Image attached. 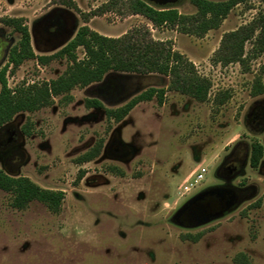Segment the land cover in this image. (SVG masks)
Segmentation results:
<instances>
[{
    "label": "rangeland",
    "instance_id": "rangeland-1",
    "mask_svg": "<svg viewBox=\"0 0 264 264\" xmlns=\"http://www.w3.org/2000/svg\"><path fill=\"white\" fill-rule=\"evenodd\" d=\"M71 1L78 11L61 0H0V19L22 20L35 56L56 53L84 25L109 38L145 30L152 40L169 43L211 87L199 103L170 90L168 77L111 72L98 84L73 89L69 101L57 97L49 107L16 115L5 125L15 138L12 153L0 145V169L62 192L63 200L57 213L38 201L18 210L11 194L0 191V264H264V92L252 94L258 78L264 87V52L257 53L253 38L244 43V64L215 62L225 34L264 16V0L237 4L217 29L201 37L170 26L156 29L144 17L119 9L89 15L108 0ZM176 7L183 15L195 11L190 0H178ZM50 18L68 31L52 47L40 37L42 21ZM0 37L1 69L19 36L0 23ZM76 55L83 59L82 49ZM66 67L64 59L45 66L28 60L13 73L8 70L5 80L10 89L40 84ZM150 88L164 90L162 104L153 98L119 123L106 119L104 109L121 107ZM86 99L100 101L103 109L86 108ZM259 110L261 119L253 121L251 114ZM26 123L29 136L21 131ZM113 139L127 149L118 157L105 153ZM99 141L98 157L75 163ZM255 142L263 157L252 169L249 152ZM234 165L237 170L221 171ZM199 168L207 170L203 182L182 194L184 179ZM212 187L232 190L235 206L196 227L177 225L182 206ZM177 220L189 223L187 215Z\"/></svg>",
    "mask_w": 264,
    "mask_h": 264
},
{
    "label": "trees",
    "instance_id": "trees-1",
    "mask_svg": "<svg viewBox=\"0 0 264 264\" xmlns=\"http://www.w3.org/2000/svg\"><path fill=\"white\" fill-rule=\"evenodd\" d=\"M248 1L261 0H190L195 11L193 14L183 15L178 12L176 4H164L158 0H108L89 15L97 16L119 9L123 11L122 15L144 17L156 29L170 26L179 33L201 37L206 32L217 29L234 6ZM61 2V5L78 11L71 0H61ZM87 21L88 16H83V23ZM0 23L11 28L19 36L17 43L8 52L7 64L0 71V128L19 113H33L51 106L54 98L71 100L70 92L73 89H84L98 84L111 72L159 74L169 78L170 90L199 103L205 102L208 98L210 82L198 76L191 62L174 52L169 43L152 40L148 31L134 28L119 38H109L99 35L84 25L56 53L50 56H35L30 45L29 31L21 19L3 18L0 19ZM251 39L257 53L264 52V16L258 17L246 27L225 34L216 53L215 62L222 65L244 64V43ZM79 48L84 54L81 60L76 55V50ZM62 59L67 62V67L56 79L40 84L22 85L14 89L7 87L5 76L8 70L13 73L25 61L35 60L39 65L45 66L53 60ZM263 92L264 87L258 78L252 88V94L258 95ZM163 94L164 90L150 88L121 107L104 109L105 117L108 121L119 123L139 103L155 98L158 104H162ZM217 102L221 105L223 100ZM84 105L89 109H103L101 102L96 99H86ZM21 131L25 136H29L31 132L29 124L23 125ZM102 148V141L97 142L78 157L75 163L92 161L99 156ZM262 157L263 147L257 142L252 143L249 166L252 169L257 168ZM0 191L11 194V205L18 210L25 209L32 201H38L51 212L57 213L63 200L62 192L42 189L28 178L9 176L1 169ZM204 202L214 203L217 199L208 197Z\"/></svg>",
    "mask_w": 264,
    "mask_h": 264
},
{
    "label": "water",
    "instance_id": "water-1",
    "mask_svg": "<svg viewBox=\"0 0 264 264\" xmlns=\"http://www.w3.org/2000/svg\"><path fill=\"white\" fill-rule=\"evenodd\" d=\"M178 0H169L168 3L175 4ZM216 198L217 202L210 203L204 202L205 198ZM203 201L202 204L193 205L196 201ZM236 196L232 190L225 187H212L200 192L188 200L182 208L175 214V223L182 225L178 222L180 214L187 210L186 215L188 220L193 222V227L205 224L216 218L223 216L229 212L236 204Z\"/></svg>",
    "mask_w": 264,
    "mask_h": 264
},
{
    "label": "flooded vegetation",
    "instance_id": "flooded-vegetation-1",
    "mask_svg": "<svg viewBox=\"0 0 264 264\" xmlns=\"http://www.w3.org/2000/svg\"><path fill=\"white\" fill-rule=\"evenodd\" d=\"M148 1H152V0H148ZM159 2L161 3H164V4H170L168 3L169 0H158ZM176 4V3H175ZM42 25V28H41V32H40V37H41V40L43 41H47L48 43H51V47L54 46V44L56 45V43L60 42V40L66 36V33L68 31H65L64 29V24L58 19V18H50V19H44L41 23ZM1 38V37H0ZM0 42H2V39H0ZM1 45V43H0ZM11 48V47H10ZM10 48L8 49V52L10 50ZM7 56H8V53H7ZM7 64V59H6V63L5 65ZM5 65L3 67H5ZM0 69V71L2 70V68ZM251 115L252 116V119L253 121H256V120H259L261 119V116H262V112L259 110V111H255L254 113H252ZM4 128H1L2 130H0V133L1 131H5L2 135V138L4 139L3 141H1V146L3 147H11V149L7 150L8 151V154L9 153H12V150H13V142H14V138H15V135H14V132L10 129H8L9 126H3ZM124 150H127L123 144L119 141V140H111L110 143L106 146L105 148V153L106 154H111L112 156H116L118 157L119 155H121L120 153ZM238 169V166L234 165L233 167H228V168H221V171H234V170H237ZM203 202L198 200L196 201L193 205H197V204H202ZM186 213H187V210L183 211L180 216H179V219L180 218H183L184 216H186ZM189 223H187L186 225H181L182 227H186V228H191L193 227V222L187 220Z\"/></svg>",
    "mask_w": 264,
    "mask_h": 264
},
{
    "label": "built area",
    "instance_id": "built-area-1",
    "mask_svg": "<svg viewBox=\"0 0 264 264\" xmlns=\"http://www.w3.org/2000/svg\"><path fill=\"white\" fill-rule=\"evenodd\" d=\"M207 170L205 168H199L198 170L189 174L181 185L182 194H187L191 190H194L201 182H203Z\"/></svg>",
    "mask_w": 264,
    "mask_h": 264
},
{
    "label": "crops",
    "instance_id": "crops-1",
    "mask_svg": "<svg viewBox=\"0 0 264 264\" xmlns=\"http://www.w3.org/2000/svg\"><path fill=\"white\" fill-rule=\"evenodd\" d=\"M87 24V23H86ZM72 39V38H71Z\"/></svg>",
    "mask_w": 264,
    "mask_h": 264
}]
</instances>
